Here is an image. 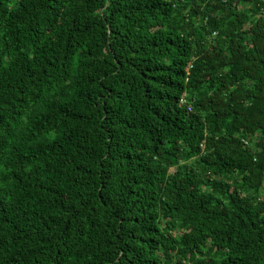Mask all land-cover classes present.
Wrapping results in <instances>:
<instances>
[{
  "label": "trees",
  "instance_id": "trees-1",
  "mask_svg": "<svg viewBox=\"0 0 264 264\" xmlns=\"http://www.w3.org/2000/svg\"><path fill=\"white\" fill-rule=\"evenodd\" d=\"M0 264H264V0H0Z\"/></svg>",
  "mask_w": 264,
  "mask_h": 264
},
{
  "label": "built area",
  "instance_id": "built-area-1",
  "mask_svg": "<svg viewBox=\"0 0 264 264\" xmlns=\"http://www.w3.org/2000/svg\"><path fill=\"white\" fill-rule=\"evenodd\" d=\"M244 142L247 144L249 142V140L248 139H244Z\"/></svg>",
  "mask_w": 264,
  "mask_h": 264
}]
</instances>
